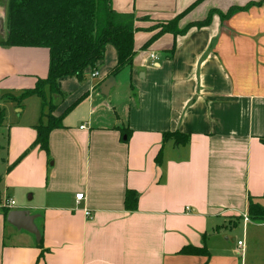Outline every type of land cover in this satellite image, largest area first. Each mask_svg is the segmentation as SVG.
Masks as SVG:
<instances>
[{
  "label": "crops",
  "instance_id": "1",
  "mask_svg": "<svg viewBox=\"0 0 264 264\" xmlns=\"http://www.w3.org/2000/svg\"><path fill=\"white\" fill-rule=\"evenodd\" d=\"M112 5L136 17L132 68L114 75L118 54L107 46L98 76L87 69L92 80L73 84L70 106L87 97L52 131L48 153L30 150L39 123L8 127L1 203L19 202L8 210L29 212L40 236L1 207L0 264H264V222L248 216L251 198L264 201V0ZM232 8L246 9L224 18ZM177 17L184 34L152 41ZM50 60L47 48L0 44V94L35 88ZM54 105L56 117L70 107ZM174 132L188 144L165 140ZM128 191L136 211L125 208Z\"/></svg>",
  "mask_w": 264,
  "mask_h": 264
},
{
  "label": "trees",
  "instance_id": "2",
  "mask_svg": "<svg viewBox=\"0 0 264 264\" xmlns=\"http://www.w3.org/2000/svg\"><path fill=\"white\" fill-rule=\"evenodd\" d=\"M112 3L113 0H8L7 36L1 45L47 48L51 58L48 77L39 80L35 88L26 90L19 100L21 102L25 98L39 96L43 100V108H48V113H42L39 124L34 128L37 136L30 150L39 147L48 153L52 131L63 128L65 117L87 97H82L61 117H56L54 116L56 106L52 102L48 103L44 93L46 87L50 89L51 95H63L60 80L75 77L79 81H84L85 71L97 70L98 65L105 58L106 48L109 45L114 46L118 54V63L113 74L132 68L135 57L134 38L138 31L135 27L136 17L117 13ZM244 9L246 8H232L223 17L229 18ZM180 18L177 17L167 25L161 26V31L152 41L167 33L175 36L184 34L187 29H178ZM211 21L212 13L205 21L193 25L202 28L210 25ZM3 121V114L0 113V127ZM125 136L128 140L129 134ZM164 138L174 140L177 146L187 145L189 142V137L179 132L167 133ZM30 150L25 152L20 160L8 169V172L12 171ZM161 157L160 153L157 157L158 163L161 162ZM125 208L128 211L137 210L136 193L132 191L126 193ZM9 212L7 209L6 215ZM248 216L252 221L264 222V206L251 198ZM202 251L204 250L185 248L181 254L195 255L203 253Z\"/></svg>",
  "mask_w": 264,
  "mask_h": 264
},
{
  "label": "rangeland",
  "instance_id": "3",
  "mask_svg": "<svg viewBox=\"0 0 264 264\" xmlns=\"http://www.w3.org/2000/svg\"><path fill=\"white\" fill-rule=\"evenodd\" d=\"M7 10H8V0H0V21L4 22L5 14L7 13ZM6 32H7V30H6ZM92 72H93V70L91 71V73ZM90 74L86 75V77L84 76V81L82 83L90 82L92 80L91 79L92 74H91V76H90ZM66 78H71V79H69L70 84L68 86L70 89L67 88V85H68V83H67V85H66L67 90H66V92L65 91L62 92L63 95L53 97V99L51 100L50 89L46 87L44 90V93L46 95L48 103H51L53 101V103L56 104L57 107H59V108L61 107V109H66L68 106H70L72 104V103H70V101L72 100V97L76 91V89L73 88V84L75 82L79 83V80L78 81L76 80L77 78L76 79L75 78L73 79L72 77H66ZM63 79H61L60 81L62 82ZM22 94L21 93L20 94L13 93V95H11V94H9V95L0 94V113L3 114V118H4L3 125H2V127H0V178H1L0 184L2 183L1 185H4V183H5V175H6V170H7V165L5 162L6 161V155L5 154H6L7 143H8V130H9L8 127H9V125L11 126V131H13V130L16 131V130H18L17 127L20 125H28L29 123H34L32 125L38 124L42 118V113H43V100H42V98H40L39 96H31V97L25 98L21 102H19ZM57 97H58V99H57ZM15 108L25 109V113H24L23 117H20V115H22V113H20V114L17 113V111L14 110ZM45 113H48L47 110H44V114ZM10 141H11V133H10ZM3 200H5V201H3V203H0V205L6 204L8 202V201H6V199H3ZM12 201H14V200H12ZM262 204L264 205V201H262ZM17 207H20L19 202L17 204Z\"/></svg>",
  "mask_w": 264,
  "mask_h": 264
},
{
  "label": "water",
  "instance_id": "4",
  "mask_svg": "<svg viewBox=\"0 0 264 264\" xmlns=\"http://www.w3.org/2000/svg\"><path fill=\"white\" fill-rule=\"evenodd\" d=\"M4 39L0 41V44L4 43ZM35 217L31 216L29 212L27 211H12L10 212L8 216V221L11 224H14L18 228H23L24 230H27L31 233H34L37 235V237L40 236L38 230L36 229L34 225Z\"/></svg>",
  "mask_w": 264,
  "mask_h": 264
},
{
  "label": "built area",
  "instance_id": "5",
  "mask_svg": "<svg viewBox=\"0 0 264 264\" xmlns=\"http://www.w3.org/2000/svg\"><path fill=\"white\" fill-rule=\"evenodd\" d=\"M151 58L152 59H155L156 57L155 56H151ZM98 76V73H97V71H95L93 74H92V77H97ZM81 129H85V127L83 126ZM84 199V194H78V195H76V200L78 201V202H81L82 200ZM5 208V209H9V210H11V209H14V208H16V202H14V201H8L6 204H2V205H0V208ZM87 215L88 216H90L91 214H90V212H87ZM245 222H249V218H246L245 217ZM239 247H242V243H239Z\"/></svg>",
  "mask_w": 264,
  "mask_h": 264
}]
</instances>
